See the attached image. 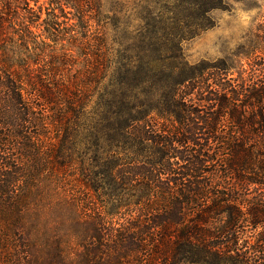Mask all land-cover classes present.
I'll use <instances>...</instances> for the list:
<instances>
[{
	"label": "trees",
	"instance_id": "1",
	"mask_svg": "<svg viewBox=\"0 0 264 264\" xmlns=\"http://www.w3.org/2000/svg\"><path fill=\"white\" fill-rule=\"evenodd\" d=\"M111 1L0 0V264H264V66L185 60L220 0H133L135 35ZM51 185L85 207L54 236Z\"/></svg>",
	"mask_w": 264,
	"mask_h": 264
},
{
	"label": "rangeland",
	"instance_id": "2",
	"mask_svg": "<svg viewBox=\"0 0 264 264\" xmlns=\"http://www.w3.org/2000/svg\"><path fill=\"white\" fill-rule=\"evenodd\" d=\"M104 1V11L109 10V14H111L110 6L113 1ZM118 1L122 3L119 13L124 14L125 11H128L126 13L132 16L127 19L129 20L128 24H130L128 32L131 35L137 34V30L141 27V21L136 16V13L141 9L140 5H134L133 0H128L132 7L124 4L127 0ZM41 2H44V0H41ZM170 7L159 3L157 10L162 9L166 14H169L168 16H174L170 13L174 9ZM209 14L213 20V25L181 44L186 61L192 64L201 61L216 63L222 59L228 62V58H237L246 66V62L249 61L248 58L251 59L257 56L256 62H258L259 67L264 66V0H220ZM112 23V20H108L105 32L102 31L97 36H94V34L89 36L88 39L91 44L83 50L88 61L83 59L76 65L77 67L86 66L87 68L88 65L93 64L97 57H108L114 53L115 43L112 37ZM41 28L40 26L39 29L35 30L40 33ZM69 51L74 56L79 57L80 53L76 48L69 49ZM52 187L54 185L45 189L43 193L42 200L49 207L44 212V225L40 227L43 228L41 231L54 236V232L55 235L65 233L74 221L71 214L72 204L76 206L80 214H83L85 207L81 202L84 199H81L78 192L75 193L72 190V186H68L65 190ZM74 243L67 244V248ZM70 251L72 254H69V257L74 258L75 255L71 248ZM75 258L77 257L75 256Z\"/></svg>",
	"mask_w": 264,
	"mask_h": 264
}]
</instances>
